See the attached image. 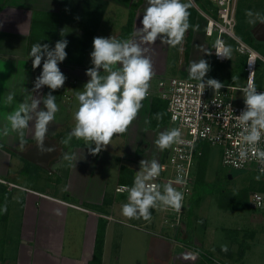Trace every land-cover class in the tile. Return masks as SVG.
<instances>
[{"label":"crops","instance_id":"0c3cea01","mask_svg":"<svg viewBox=\"0 0 264 264\" xmlns=\"http://www.w3.org/2000/svg\"><path fill=\"white\" fill-rule=\"evenodd\" d=\"M135 1L137 0H0V100H5L9 93H15L16 98H20L22 83H24L22 98L24 97L29 103L33 98L43 100L52 90L46 91L47 87L44 86L35 92L32 91L35 79L42 70L39 69V73L35 74L36 69H33L32 58L29 55L31 47L37 43H47L54 48L58 40L66 39L67 56L61 63L76 68L72 77L74 84L70 87L71 100L64 101L58 106L60 113H57L60 114V120L67 116L72 108V102L76 99V93L82 91L90 79L83 77L82 73L93 67L90 55L93 51V39L116 38L121 34L127 23L130 6ZM190 6L193 7L191 4ZM146 7L147 0H141L132 20L131 34L125 39L132 38L136 27H142L140 21ZM188 12H191L189 8ZM198 14L196 12L194 16L191 32L188 29L183 43L176 46L174 68L186 72L192 61L200 60L194 56L199 45L197 43L201 42V46L204 44L202 47L204 50L208 48V44L203 39L206 36L201 32L204 19ZM263 14L264 11L259 15V22ZM189 33V47L186 49ZM142 47L146 48L145 55L152 60L155 74L151 80L155 86L156 79L164 76L167 71L169 66L167 55H170L171 47L161 44L159 39L155 44L142 45ZM164 57L166 63L163 62ZM182 60L183 66H180ZM215 61L217 60L211 58V62ZM188 76L187 72L180 77ZM240 79L241 77L236 79L235 83H241ZM154 91L155 93L142 101L143 106L128 130L124 134L114 135L111 143L96 155L90 153L83 140L81 144H72L71 141L67 145L63 144L62 140L65 138L58 136V132L63 129L53 127L52 123L49 124L46 137L53 140L59 153L50 161V170L37 165L36 168L31 165V169L28 166V170L34 178L40 176V170L49 174L55 173L60 177V180H55L57 183H48L44 189L21 184L6 178L9 171L5 167L4 176L0 174V264H90L95 239L101 227L103 243L100 264H105L108 251L111 250L112 245H116L115 238H121L122 231L127 230L123 224L144 226L146 230L143 229V232L146 233L149 228V232L160 237L152 239L155 243L152 255L160 264L162 263L159 256L160 244L165 241L171 242L170 248H175L176 251L171 264H211L213 259L226 264H246V249L240 253L237 243L244 238L243 234L249 239L245 248L249 249L252 244H257L261 245L264 251V207H254L250 202L253 191L264 192L257 188L249 189L244 203L240 204L239 198L235 197L236 193L233 192L229 200L218 206L220 211L216 219L219 223L218 228L223 231L222 236L226 238L223 242H219L216 237L218 228L214 231V239H206L203 238L206 229L201 231L199 226L191 225L189 203L193 194L187 201L183 226L177 229L162 226V213L156 208L150 209V221H145L143 218L129 219L122 215V205L127 203L128 193L118 194L114 189L108 190L106 181L109 175L107 173L104 175V171L112 168L115 176L114 187L118 183L132 186L140 169L141 160L149 162L156 160L159 163L163 159L168 148L160 149L156 140L162 131L170 130L169 115L165 107L166 101L156 93V89ZM52 94L56 96V90L52 91ZM154 101L158 103V107L153 105ZM78 104V101L74 104L75 110ZM5 105L6 103H0V112L1 108L6 109ZM42 106L43 103L40 107ZM161 106L164 107V113L161 111ZM157 113L161 114V119L156 118ZM64 120L67 121V118L65 117ZM17 137L19 138L15 142L7 143L10 144L8 149L11 146L25 149L36 142L32 124L24 130L23 141L20 135ZM2 138L0 136V141L5 143ZM92 147L94 148L95 145L93 144ZM0 152L4 153L8 161L13 160L18 170L22 171L25 167L26 159L10 149L11 153L1 148ZM65 156L72 159H65ZM55 188L60 192L57 193ZM193 191L192 187L191 193ZM230 200L234 202L228 205ZM56 209L60 211V215L55 214ZM206 217L209 219V216ZM207 228L215 229L211 226ZM158 231L161 235L156 233ZM142 234L138 236L140 243L145 238ZM230 234H234V238H227ZM131 240L139 243L134 239ZM224 244L228 247L227 252L221 251V245ZM133 256L135 258L131 257V259L140 260L137 258L139 256L137 253ZM116 259L119 260L118 255Z\"/></svg>","mask_w":264,"mask_h":264},{"label":"clouds","instance_id":"9594fccd","mask_svg":"<svg viewBox=\"0 0 264 264\" xmlns=\"http://www.w3.org/2000/svg\"><path fill=\"white\" fill-rule=\"evenodd\" d=\"M190 4L182 0H147L140 23L142 27H136L132 38L116 39L114 37H95L93 39V51L91 62L93 67L86 70L90 77L82 91L76 93L78 108L74 113L75 126L68 133L62 143L67 145L74 138L83 140L91 154H98L111 143L116 134H124L129 125L136 119L141 109L142 101L148 96L150 81L154 76L152 60L145 55L146 48L142 45L155 44L160 40L161 44L176 47L183 43L186 32L190 27L188 8ZM247 17L259 13L246 10ZM254 23L253 20L249 21ZM264 23V18H261ZM198 28V26H196ZM138 38V39H137ZM68 45L66 39L58 40L54 48L49 44L37 43L31 47L29 53L32 58V67L41 66L42 71L35 79L33 92L47 86L52 91L60 89L65 84L67 77L61 72L59 63L67 56L65 51ZM216 55L230 59L231 49L221 46L219 42L213 46ZM211 54V51H206ZM105 73L104 75L101 72ZM210 70L209 63L201 58L192 61L187 67L190 79L198 81V87L204 91L210 87L219 91L224 84L216 79L204 80ZM243 93L245 109L235 119L240 127L241 144L238 148V159L246 162L251 157L261 165L260 171L264 173V149L259 144L264 138V92H258L251 79L245 87L239 89ZM50 91L43 100L33 98L31 102H22L13 112L8 114V126L3 130L7 135L9 130L18 132L23 141L24 130L33 122L34 138L41 153L52 152L54 148H45L44 141L49 124L55 119L59 111L56 96ZM14 94L9 93L6 102L11 104ZM43 103V108L40 107ZM161 119L160 113L156 114ZM181 142V131L178 128L162 131L156 144L160 149H166L174 143ZM95 145L93 148L92 145ZM65 159L72 157L65 156ZM162 165L156 160L140 161V169L137 172L133 185L128 188L127 203L122 205V215L129 219L143 218L151 220L150 209L171 208L179 212L183 205L184 194L177 190L175 184H185L186 181L177 176L174 182L163 186L152 183L159 177ZM260 179L259 176L256 177ZM55 214L60 215L58 209ZM221 251L227 252L226 244L221 245Z\"/></svg>","mask_w":264,"mask_h":264},{"label":"built area","instance_id":"2783aa9c","mask_svg":"<svg viewBox=\"0 0 264 264\" xmlns=\"http://www.w3.org/2000/svg\"><path fill=\"white\" fill-rule=\"evenodd\" d=\"M187 1L197 8L204 19V35L212 38L214 60L226 59L216 55L213 46L217 42L244 56L245 82L242 84L221 82L224 87L219 91L215 92L214 89L206 87L202 92L198 87L199 82L188 77L160 76L156 79L155 86L152 80L150 81L148 96L155 93L154 89H156V93L166 101L170 129L178 128L181 131V142L168 147L163 159L159 162L162 165V171L159 177L152 181L161 186L174 182L177 176L186 181L185 184L173 183V186L184 194L183 205L179 212L171 208H156L162 213V226L171 229L182 227L185 221L187 201L195 180L194 172L203 154L204 145L220 147L221 164L228 171L254 168L261 172V165L255 158L250 156L246 162H240L238 159L241 129L235 116L245 109V104L243 93L242 98L238 99L235 92L247 85L250 75L255 84L257 65L258 63L264 65V51L261 52L253 47L236 32V0H207L210 4L207 10L200 8L196 0ZM256 88L258 92H264V86H256ZM259 147L264 149V138ZM130 187V185L118 183L114 191L125 194ZM250 202L254 207H264V192L253 191ZM131 225L146 230L144 226ZM156 233L161 235L160 231ZM211 264L226 263L213 259Z\"/></svg>","mask_w":264,"mask_h":264},{"label":"rangeland","instance_id":"374dc122","mask_svg":"<svg viewBox=\"0 0 264 264\" xmlns=\"http://www.w3.org/2000/svg\"><path fill=\"white\" fill-rule=\"evenodd\" d=\"M198 5L200 6V8L203 7L202 5V1L201 0H196ZM182 2L184 3H188L187 0H182ZM194 7V6H193ZM239 7H241V12L239 13L238 11L236 12L237 15V25L241 24V22L246 23L247 28L253 26L258 20L259 17L257 16H253V17H247L245 15L246 10H251L254 14L255 13H259V15H261L264 11V0H236V9H238ZM195 8V7H194ZM197 10V8H195ZM197 12L199 13V11L197 10ZM238 14L240 15V17H242L241 21L238 19ZM200 16V13L198 14ZM253 20L254 23H250L249 21ZM204 20L201 24V32L204 35ZM200 34V36L202 35ZM252 34V32H251ZM240 35V34H239ZM199 36V37H200ZM241 36V35H240ZM204 42L206 44H208V48L206 50H204V44L201 46V42L197 43L198 45V49H196L195 51L197 53H194V56L198 59H205L207 62L209 61V65H210V70L209 72L206 74V76L204 77V80L206 79H212V78H216L219 80H224V79H229L231 76L230 74V70L233 69L234 65H235V61L237 59V57L239 56L238 54L235 53V50H231V56L230 59H226L225 62H211V58H212V49H211V43H212V38L210 37H203ZM251 42H258L257 45L258 47H261L262 49L264 48V42L263 41H257L256 39L251 38L250 39ZM203 43V42H202ZM263 46V47H262ZM210 50L211 54H207L206 51ZM176 47H171V51H169L170 55H167V64L169 65L167 68V71L165 73V77H168L169 75H177V76H184L187 74L186 70H181L178 68H174V57L176 55ZM198 54V55H197ZM169 57V58H168ZM163 62L166 63L165 57L163 58ZM162 63V61H161ZM42 66L43 64L36 68L35 74L39 73V69L42 70ZM59 68L61 70L62 73H64V75L67 77L65 84L63 85V87H61L60 89L56 90V103L58 106H60L64 101H70L71 100V89L70 87L73 86L74 84V79H72L74 73H75V68L73 66H68L65 65V63H59ZM61 66H66V68H61ZM180 66H183V60L180 63ZM65 69V70H63ZM260 69V71H259ZM259 71V73H258ZM78 72V71H76ZM229 72V73H228ZM257 73H258V77H260L262 83H264V65H257V69H256V77H257ZM21 74V71H20ZM83 77H85L87 79V75H86V71L84 70V72L82 73ZM189 78V76H188ZM245 82V77L243 75L242 81L241 83ZM238 83V84H241ZM24 83H22L21 85V90H20V98H16V94L14 93V99L12 101L11 104H8L5 100H0L1 104L6 103L4 108H8L9 110L6 111V109L1 108V112H0V136H2V140L6 143H4L6 145V147L8 148L10 146V144L7 143H11L12 141H16L19 133L18 132H14L9 130L7 135L3 134V130L6 126L9 127L8 125V121H7V116L8 114H10L11 112H13L16 108H18L19 104L22 102H25L27 100H25V98H22V94L24 91ZM47 87V86H45ZM75 89V88H74ZM49 90V88H46V91ZM76 90V89H75ZM54 92V91H53ZM13 94V93H12ZM55 94V93H54ZM26 95V94H25ZM235 96L238 99L242 98V92L241 91H236L235 92ZM78 100L75 99L74 102H72V108L70 110V112L68 113L67 116H64L61 120H60V110L58 111L59 113L56 114L55 119L51 122L53 124V127H59L62 128L63 131L58 132V136H61V138H66L68 133H70L69 131H71L73 125L75 126V122L74 120V113L76 112V110L74 109V104L77 102ZM43 108V106H42ZM6 111V113L3 115V112ZM67 118V121L64 120V118ZM62 122H65L64 124H62ZM5 123V124H4ZM50 123V124H51ZM30 124H33V122H30ZM62 124V125H61ZM72 124V125H71ZM70 126H72L70 128ZM69 128V129H68ZM73 139H75L73 137ZM72 139V140H73ZM1 142V141H0ZM3 143V142H2ZM26 143L23 144V146H25ZM13 147V146H11ZM1 149L9 152L8 149L6 148H2ZM204 149V156L202 157L200 163L202 166V170H200V173H202V175H204L205 177V181L203 183H198V185L196 184V186L194 187L195 191H193L192 198L190 199V222L191 225H196L199 226L201 231L205 230V235L203 234V238L206 239H214V231L218 228L219 223L217 221V214L219 215V205L223 204L226 200L230 199V194L235 192L236 196L239 198V202L242 201V203L245 202V197L247 196V193L249 191V189H259L257 186L259 185V182H264V173L258 172L256 170H254V168H249V169H245V170H241V169H232L230 171H228L226 168H224L221 164V149L219 146L217 145H204L203 146ZM27 166H31L30 164H27ZM199 166V165H198ZM9 171V175L6 174V178L8 179H12L15 180L21 184H29L30 186L36 187V188H40V189H44L46 188L48 183H57V181L55 180H60V177L57 176V174L55 173H47L46 171L43 170V172L40 170V173L38 177L34 178V176H32L31 172L27 169L26 170H18L15 167L14 161L12 160L10 162V160L8 161V159L5 157L4 153L0 152V174L4 176L3 171L5 170ZM8 168V169H7ZM31 169V168H30ZM198 169V167H197ZM15 173V174H14ZM63 173V172H61ZM107 173V175H109V179L106 181L108 182L107 185V189L108 190H113L114 189V183H115V176L113 174V170L112 168L107 171H104V175ZM231 173L233 176L229 177L228 174ZM14 174V175H13ZM259 176L260 179L257 180L256 177ZM202 179V178H201ZM105 182V181H104ZM106 184V183H105ZM63 185V183H62ZM201 185V186H200ZM60 187V186H58ZM54 188V187H51ZM56 189V188H55ZM57 188L55 191L57 193L60 192V190ZM52 191V190H51ZM63 193V192H62ZM234 193V194H235ZM252 194V193H251ZM250 195V194H249ZM244 196V197H243ZM198 197V200H196ZM232 197V198H235ZM196 200L197 204H195L193 200ZM234 202L232 200L228 201V205H231V203ZM199 204V205H198ZM198 205V207H197ZM196 207V208H194ZM207 216H209V219H207ZM186 219V218H185ZM213 220V221H212ZM211 228H215V229H208L207 227ZM123 227L127 228L126 231H122V237L119 239L115 238V246L112 245V247L110 248L111 250L108 251L107 254V262L105 264H160V262H158L155 258H153L152 252L154 251V241L152 239H157L160 238L159 236H155L153 235L152 232H149L147 230V232H143L144 230L138 227H132V226H127L123 224ZM149 229V228H148ZM143 230V231H142ZM217 239L219 242H223V239H226L225 236H222L223 231H221L219 228L217 229ZM126 232V235H124V233ZM143 233V237L145 236L144 240L142 241V243H140V241L138 239H140V234ZM209 236H207V235ZM234 234H230V236H227V238L232 239ZM243 239H241L238 243L244 246L246 244V241L249 240L246 236H243ZM246 238V239H245ZM121 239V240H120ZM122 239H125L124 241ZM131 239H134L135 241H138L139 243L133 242ZM146 239V240H145ZM121 243V244H120ZM171 243V242H170ZM170 243L165 241L163 244H160V248H161V253H160V258L162 259V263L164 264H171L172 263V258L173 255L176 253L175 248H170ZM113 249H115L116 251H112ZM246 249V264H264V251L262 250V246L261 245H251L249 247V249ZM138 254L139 256L137 258H139L140 260L137 261L135 259H131L135 258L133 255L134 254ZM116 255L119 256V260L116 259ZM160 259V260H161ZM161 263V264H162Z\"/></svg>","mask_w":264,"mask_h":264},{"label":"trees","instance_id":"16d2710c","mask_svg":"<svg viewBox=\"0 0 264 264\" xmlns=\"http://www.w3.org/2000/svg\"><path fill=\"white\" fill-rule=\"evenodd\" d=\"M202 1V5H203V7H202V9L203 10H207V8L209 7V2L207 1V0H201ZM141 3V0H137V1H135V2H133L132 4H131V6H130V9H129V14H128V19H127V23H126V25L124 26V28H123V31L121 32V34H119L117 37H116V39H120V40H123V39H125V38H127L130 34H131V24H132V20H133V17H134V14H135V10H136V8L138 7V5ZM189 9H190V15H189V23H190V25L192 26V27H190L189 28V32H191V30H192V28H193V22H194V16H195V14H196V10L193 8V7H189ZM237 11L240 13L242 10H241V7H239L238 9H237ZM262 17L264 18V14L262 15ZM238 19L241 21V19H242V17H240V15L238 14ZM257 22H259V20L257 21ZM256 22V23H257ZM255 23V24H256ZM254 24V25H255ZM251 28H252V26L251 27H248L247 28V25H246V23H242L241 22V24H239V25H236V32L238 33V34H240L241 35V37L243 38V39H245L246 41H248L253 47H255L256 49H258L259 51H264L261 47H258V45H257V43L258 42H251L250 41V39L251 38H253L254 39V37L252 36V34H251ZM189 38H190V33L188 34V36H187V42H186V49L189 47ZM237 54V53H236ZM244 64H245V58H244V56H242V55H239L238 57H237V59H236V61H235V65H234V67H233V69L231 70V71H229L230 72V78L229 79H222L221 81H224V83H228V84H237V83H235V81H236V79L238 80L239 79V77H241V79H240V81H242V77H243V75H244V70H243V68H244ZM262 63H259V65H261ZM263 65V64H262ZM102 71V70H101ZM259 71H260V69H259ZM259 71H258V73H259ZM228 72V73H229ZM258 73H257V77H256V79H255V85L256 86H262V85H264V83H262V81H261V79H260V77H258ZM101 74L102 75H104L105 73H103V71L101 72ZM260 74V73H259ZM237 75V76H236ZM216 80H219V79H216ZM161 102V101H160ZM153 105L155 106V107H158V103L156 102V101H154L153 102ZM162 105V104H161ZM165 107H166V103H165ZM161 111H162V113H164L165 112V110H164V107H162L161 106ZM167 118H168V115H167V117H166V120H167ZM81 141L82 140H78V139H73V140H71V142H72V144L73 143H75V144H81ZM206 146V145H205ZM0 147H2V148H6V149H8L7 147H6V145L4 144V143H2V142H0ZM9 150V149H8ZM204 156V149H203V154L201 155V157H200V159H199V161H198V164H197V167H198V169L196 168V173H195V181H194V185H193V190L195 191V189H194V187L196 186V184L198 185V183H203L204 184V182L206 183V181H205V177H204V175H202V173H200V170H202L201 168H202V166H200L201 165V163H200V161H201V159H202V157ZM24 160V159H23ZM24 162H25V167H23V169L22 170H26L27 169V171H28V166H27V164H30V165H32L33 167H37L36 165H34V164H32V163H30V162H28L27 160H24ZM199 165V166H198ZM30 168H31V166H30ZM202 178V179H201ZM124 180V179H123ZM201 186V185H200ZM260 190H264V182H259V185L257 186ZM237 199V198H236ZM245 199V198H244ZM196 200H198V197H197V199ZM196 200L194 199L193 201H195L194 203L195 204H197V202H196ZM240 204L242 203V201H240L239 202ZM102 233H103V228L101 227V228H99V231H98V233H97V237H96V239H95V245H94V252H93V257H92V259H91V261H90V264H100V261H101V255H102V243H103V237H102ZM245 246L246 245H244V246H242L241 244H239V248H238V250H239V252L240 253H242L243 251H244V249H245Z\"/></svg>","mask_w":264,"mask_h":264},{"label":"water","instance_id":"95a60500","mask_svg":"<svg viewBox=\"0 0 264 264\" xmlns=\"http://www.w3.org/2000/svg\"><path fill=\"white\" fill-rule=\"evenodd\" d=\"M251 32L254 39L257 41H264V23L261 21L258 22L252 27ZM44 146L45 148L52 147L54 148V151L41 153L36 145V142L32 143L25 149H18L15 147H10L9 149L33 164L50 170V161L58 155L59 150L57 145L49 137H46ZM228 176L231 177V173H229Z\"/></svg>","mask_w":264,"mask_h":264}]
</instances>
